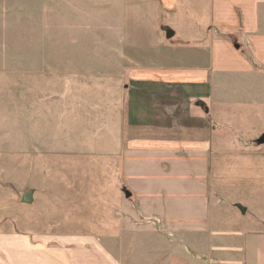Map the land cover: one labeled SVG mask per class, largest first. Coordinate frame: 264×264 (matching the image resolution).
I'll use <instances>...</instances> for the list:
<instances>
[{"label": "crops", "instance_id": "crops-1", "mask_svg": "<svg viewBox=\"0 0 264 264\" xmlns=\"http://www.w3.org/2000/svg\"><path fill=\"white\" fill-rule=\"evenodd\" d=\"M62 2L81 17L55 39L48 0H10L0 22L16 28L21 10L45 60L49 45L119 55L112 77L126 80L106 105H120L116 192L130 245L0 231V264H264V0H105L102 21L94 5ZM137 237L168 242L146 254Z\"/></svg>", "mask_w": 264, "mask_h": 264}, {"label": "rangeland", "instance_id": "rangeland-1", "mask_svg": "<svg viewBox=\"0 0 264 264\" xmlns=\"http://www.w3.org/2000/svg\"><path fill=\"white\" fill-rule=\"evenodd\" d=\"M9 1L0 0V6ZM25 1L17 0V7ZM59 1L48 0L51 39L58 25L72 28L74 18L81 17L63 13ZM83 1L69 3L96 6V19L102 21L105 0ZM21 12L14 29L0 22V231L90 233L114 249L130 245L129 234H120L116 192L120 105H106L126 80L112 77L123 69L119 55H110L105 46H97V52L96 47L63 46L64 56L61 47L49 45L45 60L40 45L32 44L40 35L26 28ZM88 16L93 17L85 12L83 20ZM76 50L83 60L72 54ZM24 195L31 200L24 201ZM135 240L146 241V254L150 246L168 242L165 237L159 244Z\"/></svg>", "mask_w": 264, "mask_h": 264}, {"label": "water", "instance_id": "water-1", "mask_svg": "<svg viewBox=\"0 0 264 264\" xmlns=\"http://www.w3.org/2000/svg\"><path fill=\"white\" fill-rule=\"evenodd\" d=\"M261 141L264 142V135H263ZM126 193L129 195L128 192H126ZM23 200H24V201H30V200H31V196H30V195H24V196H23Z\"/></svg>", "mask_w": 264, "mask_h": 264}]
</instances>
